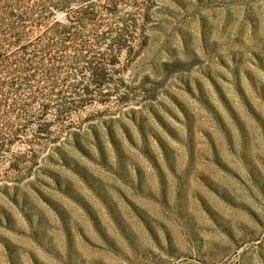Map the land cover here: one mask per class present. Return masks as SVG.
<instances>
[{"label":"rangeland","instance_id":"obj_1","mask_svg":"<svg viewBox=\"0 0 264 264\" xmlns=\"http://www.w3.org/2000/svg\"><path fill=\"white\" fill-rule=\"evenodd\" d=\"M0 264H264V0H0Z\"/></svg>","mask_w":264,"mask_h":264},{"label":"trees","instance_id":"obj_2","mask_svg":"<svg viewBox=\"0 0 264 264\" xmlns=\"http://www.w3.org/2000/svg\"><path fill=\"white\" fill-rule=\"evenodd\" d=\"M65 1V0H64ZM85 15H86V17H92L90 20H86V18H85ZM111 15H112V18H115L116 16V12H112L111 13ZM84 17V19L83 18H81V19H78L77 21H76V23L75 24H77V26H79V27H75V28H80L81 29V31H80V33H84L85 32V27H86V25H87V22L86 21H90L89 23H91L92 25H90V26H92V28H93V32H96V25H97V21H95V15L94 14H92V13H88V12H85L84 13V15H83ZM88 19V18H87ZM72 23H74V22H72ZM64 33V32H63Z\"/></svg>","mask_w":264,"mask_h":264}]
</instances>
